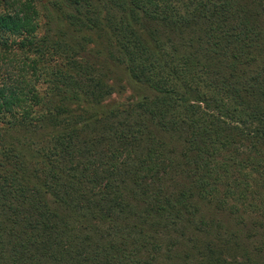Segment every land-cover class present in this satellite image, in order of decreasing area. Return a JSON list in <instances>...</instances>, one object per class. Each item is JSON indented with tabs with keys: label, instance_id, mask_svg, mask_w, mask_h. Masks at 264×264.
Wrapping results in <instances>:
<instances>
[{
	"label": "trees",
	"instance_id": "1",
	"mask_svg": "<svg viewBox=\"0 0 264 264\" xmlns=\"http://www.w3.org/2000/svg\"><path fill=\"white\" fill-rule=\"evenodd\" d=\"M0 264H264V0H0Z\"/></svg>",
	"mask_w": 264,
	"mask_h": 264
}]
</instances>
